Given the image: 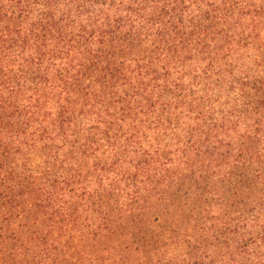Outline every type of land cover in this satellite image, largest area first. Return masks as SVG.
<instances>
[{
	"label": "rangeland",
	"instance_id": "374dc122",
	"mask_svg": "<svg viewBox=\"0 0 264 264\" xmlns=\"http://www.w3.org/2000/svg\"><path fill=\"white\" fill-rule=\"evenodd\" d=\"M233 2L237 4L233 3L232 8L229 4L220 9L223 19L220 17L217 19L220 15L215 14L213 20L202 22L204 24H199L197 6L190 5L188 10L193 17H187L183 21L186 26L190 22L192 24L198 22L197 24L201 25L200 29L211 28L213 33L207 38L219 40L217 47L224 45L231 35L232 39L238 42L229 45L230 51L205 49L202 52L196 46L194 37H191V43L186 42L188 40L185 39L190 37V28H186L187 35L183 24L178 34L180 38L178 41L183 45V53L177 59L175 52L167 50L165 46L161 45V48H157V38L152 36L147 39L143 38L145 36L137 38L127 50L124 47L126 43L120 42L121 47L116 50V54L124 57V62L121 61L123 64L119 65L120 70L122 68L123 72L127 73L137 68L159 72L167 69L169 71L167 81L178 84L174 89L170 87L160 91L154 89L151 92L153 97L145 94L148 98L147 102L153 105V113L149 106L144 107L143 111H150L145 113L147 120L155 121L157 126L139 124V119L144 120L146 117L142 114L136 115L138 109H132L136 104L131 106L130 110L125 108L124 113L128 114L129 118L125 117L123 122L120 121L118 118L122 116L113 114L119 107L113 103L116 97H106L102 103L95 105L93 112H89L93 115L82 118V121L87 123L84 126L85 131L80 132V137L82 135L84 138L81 143L86 142L87 145L75 149V155L69 156L67 150L56 152L54 144L47 143V140L36 143L30 150L20 149V152H14L16 144H13V149H9L11 140H22L34 131V128L21 134L26 127L21 125V121H25L26 118L23 119L22 114L10 116L7 111L0 109V264H87L85 260L88 255L101 257L102 261L113 252L121 255L123 259L126 258L129 264H139V262L174 264L179 262V257H182L186 251L193 250L191 249L193 245L210 248L214 259L218 260L221 257L218 254L222 251L225 253L226 250L224 247L220 248L224 238H230L231 235L225 227L216 223L217 220L223 218L239 219L243 222L247 220L248 226L252 225V220L246 218L249 216L255 218L258 211H264L262 210L264 173L256 177L253 171L257 166L258 169L264 168L262 142L264 127L258 131L259 126L263 124L260 122L256 127L248 128L253 132L246 134L247 129L244 124L251 125L264 116L262 109L254 113V108L260 106V101L264 105V0ZM212 3L213 6H220L218 0L208 1V4ZM224 19H226L225 23L221 21ZM195 30L197 29H192ZM221 30L226 32L228 30L227 36L219 34ZM194 33L197 35L196 32ZM109 39L104 41L103 50L108 51L114 47L115 44L108 42ZM140 39L145 41L140 44L138 43ZM171 39L169 34L164 35V41L169 42ZM180 47L179 44V49ZM129 51L136 56L129 55ZM207 55L210 58L203 60L202 57ZM187 57L191 59L186 60ZM133 58H136V62H132ZM99 59L103 60L104 55ZM94 63L84 61L81 73L85 78L101 74L102 69L109 66L106 63L98 65ZM109 67V77L115 81L120 80L122 77L115 73L117 62ZM162 67L164 69H160ZM84 76L81 78L83 79ZM109 77L106 76L105 79L108 80ZM86 81L81 80L77 83L80 89L85 86ZM163 81L160 80L161 83ZM104 82V80L98 81L99 88L108 94L111 91L105 88ZM243 83L247 84L244 88ZM240 95L244 98L241 99ZM54 96L56 99L59 98L58 92H54L53 96L49 97ZM245 103L250 105L243 106ZM38 104L45 105L41 100ZM72 109H76V106ZM181 112L186 113V116ZM230 112L233 113L232 117L235 116L229 124ZM55 115L52 114V118L48 121L52 122L51 119ZM11 122L18 127H13L12 133L9 127ZM214 124L218 127L213 128ZM44 127L50 131V127ZM188 129L192 130V141H195L202 132L208 131L209 137L206 139L210 138V142L218 140V143L212 145L218 144L217 146L221 147L229 144L232 148H236L237 153H230V156L233 155L232 159L237 158L238 161H233L229 167L221 165L222 169L219 172L214 166L225 161L226 148L222 147L219 151L208 150L202 137L196 144L198 150H192L190 158L176 165L179 154L183 152V148H187L186 142L184 144L177 142V134ZM16 130L19 131L15 132ZM131 134L134 135L131 138L135 143L134 146L140 145L142 150L148 153L158 150L155 152L162 155L160 160L167 162L157 175L150 173L152 167L156 165H138L142 161L139 154L129 152L123 156L121 148L118 147L124 143L123 140L129 139ZM40 135L35 133L33 140L38 136L42 139L43 136ZM119 135L121 140L118 138ZM60 137H55L56 144L64 143ZM74 139L70 137L66 140L71 142ZM91 142L94 144L92 148L95 149V154L91 153ZM78 144L80 143L74 145L78 146ZM57 153L64 157L65 162ZM107 157L108 160L113 162L118 160V162L115 166L107 163L108 166L103 167L102 164L107 162L105 161ZM202 160H209L210 164L212 163L204 168L208 170L206 173L199 167L201 164H208L206 161L202 163ZM249 160L253 165H250ZM101 167L106 171L98 172ZM185 167H188L189 171H181ZM121 170L134 184L132 189L138 188L134 190L142 199L138 204H129L124 200L126 193L131 192L126 189L125 185L128 182L125 178L118 177V181L111 179L113 172L115 177ZM191 170L198 172L192 175ZM81 171L83 174L77 178ZM197 175L203 176V179L197 178ZM146 176L149 177L150 186L139 183L142 177ZM63 178L65 180L75 178L81 181L85 178V184L89 183L86 186L87 192L67 194L60 183ZM215 204L218 207L214 208V214L208 215V207H213ZM128 207L131 211L127 209ZM63 209L66 215L54 212ZM250 210H253V213H249ZM102 216L106 218L104 222L107 227L105 224H97L102 220ZM155 217L158 220L152 222ZM209 217L213 218L212 222H206L205 218ZM143 218L150 221L144 224L141 221ZM90 221L95 223L87 227ZM203 224L206 227L201 231ZM97 227L103 229H96ZM172 227L181 228L180 236L176 233L167 235ZM209 227L211 230L208 229ZM112 231L116 234L112 235ZM258 231L252 229L251 233L254 235ZM127 232H131L135 238L123 239L122 236ZM58 234L62 238L58 242L51 243L50 239ZM186 236H189V240L183 242ZM46 237H48L46 243L39 242ZM131 241L135 243L127 251L124 250L126 242L130 244ZM224 245L226 247V243ZM231 249L226 251V257L221 259L222 262L231 264L229 260ZM258 255L264 259V250ZM144 256L155 258L143 260ZM171 257H175L172 263L167 259ZM247 259L241 254L232 263L248 264Z\"/></svg>",
	"mask_w": 264,
	"mask_h": 264
},
{
	"label": "trees",
	"instance_id": "16d2710c",
	"mask_svg": "<svg viewBox=\"0 0 264 264\" xmlns=\"http://www.w3.org/2000/svg\"><path fill=\"white\" fill-rule=\"evenodd\" d=\"M208 1L209 0H0V109L7 111L10 116L22 114L21 117L23 119L26 118L25 121H21V125L23 124L26 126L21 134L28 129L32 130L34 128V131L25 136L22 140H16L17 142L11 140L12 142H10L9 149H13V144H16L14 152H20V149L30 150L36 143L47 140V143L54 144L57 150L56 152L67 150V154H70L69 156L75 155V149H80L87 145L86 142L81 143L84 138H82V135L80 137V132L83 133L85 131L84 126L87 123L83 122L82 118L93 115V113L89 112H93L95 105L97 103H102L106 97H116L113 103L115 106L119 107L113 114L122 116V118H118L122 122L128 115L124 113L125 108L130 110L131 106L135 104L136 106L132 109H138L136 115L141 116L140 114H142L146 117L145 113L150 111H143V108L149 106V109L152 111L153 105L147 102L148 98L145 94H149L150 97H153L151 92L154 91V89L159 91L169 87L174 89L178 84H171L170 81H167L169 76V71L167 69L164 72L161 70L159 72L157 70H141L137 68V70H129L125 73L121 68V71L119 65L123 64L124 57L116 54V50L121 47L120 42L126 43L124 47L127 50V48H131L137 38L145 36L143 38L147 39L149 36H152L157 38V48H161V45L165 46L167 50L175 52L177 59L180 58V54L183 53V45L178 41L180 39L178 37L180 27L183 24L185 27L184 32H186L187 35L186 28H190V37L188 36L185 39L189 42H186L191 43V37H194L196 46L202 52L205 49H216L219 52H221L222 49L223 51H230L229 45L238 42V40L235 39L234 41L230 35L227 41H225L224 45L227 44L225 47L224 45L217 47L219 40L207 38L211 36L213 30L211 28L207 30L200 29L201 25L199 24H204L209 20H213L215 14L220 15V9L222 7L225 8L230 4V8H232V4L237 3L233 2L234 0H218L220 6L216 7L213 6V3L208 4ZM190 5L197 6L196 12L200 20L199 24H197L198 22L194 24L190 22L189 25L186 26L183 21L186 20L187 17H193L191 11L188 10ZM226 10L231 12L229 9ZM218 17L223 19L221 15L217 16V19ZM221 21L225 23L226 19ZM192 29L197 30L192 31ZM213 29L215 30L216 28L213 26ZM228 29L231 31L230 28ZM194 32H196L197 35H195ZM181 33H183V31ZM227 33L228 30L227 32L221 30L219 34H225V36H227ZM166 34H169L172 38L169 42L163 40ZM107 37L110 38L108 42L115 44L114 47H111L108 51L102 49L105 45L104 41L108 39ZM143 41L145 40L140 39L138 43L141 44ZM209 42H212V44ZM179 44L181 46L180 49ZM128 53L129 55L136 56L130 51ZM209 53L211 54V51ZM103 55L104 59L100 60L99 58ZM209 58V55L202 57L203 60ZM189 59L191 58L187 57L186 60ZM84 61L95 62L94 65L106 63L107 66L111 64L114 65L117 62L118 67L115 68V73L122 78L120 80L116 79V81L112 80L113 78L109 77V66V68L104 67L101 74L99 73L95 76L85 78L81 73V67H83ZM132 62H136V58L132 60ZM160 69L164 68L162 67ZM82 76H84L83 79L85 80L81 78ZM106 76L109 77L108 80L105 79ZM96 77L98 78L95 79ZM161 79L164 80L162 83L160 82ZM81 80L84 82L87 80L88 82L86 81L85 86L80 89L77 83ZM99 80H104L105 88L111 92L108 94L107 92L104 93L99 88ZM246 85V83H243L242 87L244 88ZM120 90L122 91L119 92ZM54 92H58L59 98L56 99L55 96L53 98L49 97L53 96ZM240 98L242 99L244 97L240 95ZM39 100L44 101L45 105L38 104ZM36 101L37 103H35ZM262 103L261 101L259 102L261 107L257 106V108H254V113L259 109L264 110V105ZM245 105L249 106L250 103L243 104V106ZM74 106H76V109H72ZM232 112L229 114V117H231L228 121L229 124L234 120L233 117L235 115L232 117ZM54 113L56 115L51 119L53 121H48L50 120L49 118H52V114L54 116ZM188 113H190V111ZM181 114H183V112H181ZM183 116H186V113H184ZM128 118L129 117H127V119ZM147 119V117L144 120L143 118L139 119V124H146V126L150 124L156 125L155 121ZM260 122H263V124L259 126L258 131H260V129L264 127V116L262 118L260 117L256 122H252L251 125L244 124L245 129H247L246 134H251L253 131H249L248 128L251 126L256 127ZM44 126L50 127V131H47ZM223 126L220 127L223 128ZM9 127H11L10 133H12L13 127L18 128L17 125H13L12 122ZM212 127L217 128L218 126L214 124ZM17 131L19 130L15 132ZM256 131L255 133H257ZM262 132L264 133V129ZM6 133L7 130L5 131V134ZM35 133L41 134L40 136L45 134L42 139H39L38 136L33 140V135ZM207 134L208 131L202 132L195 141H192V130L188 129L185 132L184 130L183 132L180 131L177 134V142L183 144L186 142L187 150L183 148V152L179 154L178 164L176 165H179L182 160L190 158L191 151L197 149L196 144L198 139L202 137L206 143L205 148H208V150L212 149L219 151L222 147L226 148L225 161L214 166L219 172L222 169L221 165L229 167L232 165L233 161H238L237 158L232 159L233 155L230 156V153H237L236 148H232L229 144L221 147L217 146L218 144L214 146L215 143H218V140L210 142V138L206 139V137H209ZM52 135L55 137L61 136L60 138L64 143L56 144L55 137H52ZM70 137L75 139L71 142L67 141L66 139ZM129 137V139L123 140L124 143L120 144L118 147L121 148L122 154H124L123 156L129 154V152L139 154L142 161H140L138 165H156L152 167L150 173L154 176L157 175L162 166L165 165L164 163H167L160 160L162 155L155 152L158 150H154L152 153L144 152L140 145L134 146L135 143L131 140L134 135L131 134ZM118 138L121 140V135H119ZM185 139H187V141H184ZM220 140L222 141V139ZM262 142L264 143V139ZM75 143L80 144L75 146ZM212 143H214V145H212ZM90 145L91 153L95 154L96 151L92 148L94 144L91 142ZM113 149L112 147L111 150ZM57 155L64 160V157L60 156L59 153H57ZM106 160L107 162H104L105 165L102 164L103 167L108 166V164L115 166L118 162V160L114 162L113 160H108V157L105 161ZM204 161L206 160H202V163H204ZM229 161H231V164H229ZM64 162L62 161V163ZM210 162L211 161L208 160L206 161L208 164H201L199 167L206 173L208 170L204 168L208 165L210 166L212 164H210ZM249 163L253 165L250 160ZM176 169L177 166L175 167V170ZM254 169L253 171L256 173V177L264 173V168L258 169L257 166L254 167ZM98 170V172H101L103 168L101 167ZM105 171L106 169H104L103 172ZM181 171L186 172L189 171V169L185 167L181 169ZM121 172L115 177V172H113V177L111 179L118 181V177L121 179L125 178V181L128 182L125 185L126 189H128V191L131 190V192L126 193L124 200L128 201L129 204H138L140 200H142L140 195L134 191L138 188L132 189L134 184H132L131 180L124 172ZM197 172L192 171L191 174L196 175ZM199 172H201V170ZM82 174V171L79 172L77 178H80ZM200 175H197V178L203 179V176ZM148 179V176L142 177L139 183L150 186V180ZM104 180L108 179L104 178ZM85 181V178L83 181L75 178L69 180L63 178L60 180V183L64 186V190L67 191V194H76L81 191L87 192L86 186L87 184L89 185V183L85 184ZM211 201H213V199H211ZM215 207L218 206L216 204L213 207L209 206L207 214H214ZM127 209L131 211L130 207ZM263 209L264 208H262V210ZM56 211L57 213L61 212L65 215L67 214L64 209L61 211L55 210L54 212ZM249 213H253V210H250ZM144 216L145 215H143V217ZM257 216L255 218H251V216L246 218L252 220V225L250 227L248 226L247 220L243 222L239 219L218 218L219 220H217L216 223H220L231 235L230 238H224L220 248L224 247L226 250L225 253L222 251L218 254L221 256L218 260L214 259L210 248H204L198 245H193L191 247L193 250H190V252L186 251V253L182 254V257L178 259L179 262H174L175 257L167 259L171 263L174 262V264H227L222 262L221 259L226 257V251L232 248L229 254L230 258L227 257L231 261V264H233L232 262L235 261V258H238L241 254L248 258V264H264V259L261 258V255H258L261 250H264V211H258ZM68 217H70V215ZM155 218L152 222L158 220L157 217ZM105 219L106 218L102 216V220H99L97 224H105ZM205 219L206 222H212L213 220L212 217ZM72 221H74V219H72ZM141 221L147 224L150 220H144L143 218ZM94 223L95 222L90 221L87 227L93 226ZM105 227H107L106 224ZM204 227H206L205 224L202 225L200 230L203 231ZM212 227L213 225L211 228ZM211 228L209 227L208 229L211 230ZM71 229L72 227L69 231ZM96 229L103 228L97 227ZM170 229L171 231H169V233L167 232L168 236L170 233H176L180 236V231H182L181 228L177 229L172 227ZM252 229L259 231L253 235L251 233ZM111 234L114 235L116 232L112 231ZM48 237L39 242L46 243ZM129 237L135 238L131 232H127V234L122 236L125 240L129 239ZM61 238L62 236L58 234L52 237L50 242H58ZM173 238L174 235L172 239ZM185 240L188 241L189 236H186L183 242H186ZM131 242L130 244L126 242L124 250L127 251L129 247L135 243L134 241ZM224 243H226V247ZM121 245L123 246L124 244ZM113 253L108 255V258L104 257L105 260L102 261L101 257L95 258L93 256L89 257L88 255L86 256L87 260H85V263L103 264L105 262V264H129L126 258L123 259L121 255ZM103 255L106 256V254ZM154 258L155 257L150 258L144 256L143 260H152ZM139 264L144 263L139 262Z\"/></svg>",
	"mask_w": 264,
	"mask_h": 264
}]
</instances>
